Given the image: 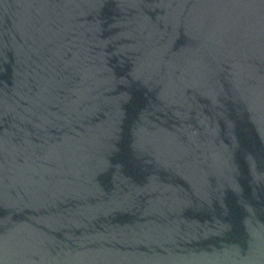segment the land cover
<instances>
[{
  "label": "water",
  "instance_id": "1",
  "mask_svg": "<svg viewBox=\"0 0 264 264\" xmlns=\"http://www.w3.org/2000/svg\"><path fill=\"white\" fill-rule=\"evenodd\" d=\"M0 264H264V0H0Z\"/></svg>",
  "mask_w": 264,
  "mask_h": 264
}]
</instances>
